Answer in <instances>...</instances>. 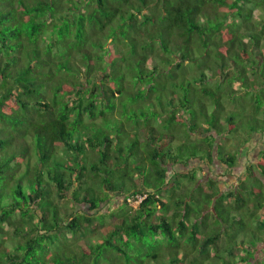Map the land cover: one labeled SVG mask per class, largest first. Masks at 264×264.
Listing matches in <instances>:
<instances>
[{"label": "trees", "instance_id": "trees-1", "mask_svg": "<svg viewBox=\"0 0 264 264\" xmlns=\"http://www.w3.org/2000/svg\"><path fill=\"white\" fill-rule=\"evenodd\" d=\"M238 92L259 112L264 0H0V264H264V125L239 141ZM240 156L224 191L200 174ZM112 193L145 198L112 223Z\"/></svg>", "mask_w": 264, "mask_h": 264}, {"label": "rangeland", "instance_id": "rangeland-1", "mask_svg": "<svg viewBox=\"0 0 264 264\" xmlns=\"http://www.w3.org/2000/svg\"><path fill=\"white\" fill-rule=\"evenodd\" d=\"M168 82V81H167ZM166 82V83H167ZM165 83V81H164ZM239 86L238 83H236L235 87L237 88ZM171 92L168 90V93H167V96L169 98L172 97V95L170 94ZM233 93V92H232ZM231 93V94H232ZM230 94H228L229 96ZM132 96L131 94L127 96L130 97ZM246 98H248V95L246 93H239L238 94H233L232 97H226L225 100L226 103H225V113H228V114H233L240 122L241 126H240V130L242 133H240L238 139L239 141H244L245 142V139L248 137L249 133L252 131H254L255 128H258L259 125L263 126L264 125V101L263 103L261 104V107L259 109V112L256 113L258 107L256 106V104L254 105V109H252L251 111H249V109L253 106L251 105H247L246 101ZM130 99V98H129ZM143 101H145L144 98H141ZM176 100H178V97H176ZM132 112L134 111V109H131ZM142 111H145L143 108L139 110V114H141ZM242 113V114H241ZM227 114V115H228ZM226 115V116H227ZM225 116V115H223ZM225 116V117H226ZM135 118H141V117H137V116H134ZM127 118V117H126ZM132 122V121H131ZM142 122L144 123L145 120H142ZM203 123V122H202ZM205 125H207V122L203 123ZM180 128H182V126H180ZM188 129L190 130L191 129V126L189 125L188 126ZM212 131H214V129H212ZM211 131V132H212ZM183 133V131L181 132ZM184 134V133H183ZM233 136V134L231 135ZM247 140V139H246ZM230 141H232V143H234V139H230ZM231 143V144H232ZM234 147H236V145H232ZM240 159L241 161H239L238 163V166L236 167V170L233 171V172H230V171H226V167L225 165L221 164V163H217L215 165V167L213 168V171H210L209 168L207 167V165H202L204 167V174H203V171L200 172V174L202 175L203 179H208L209 177H215V178H219L221 180H223V182L221 183V185H219L220 188H222V190H226L227 189V186H228V183L226 181H224L225 179L227 181H235V176H238V175H242V172L244 170V167L242 166L241 162H243L241 156H240ZM91 164V163H90ZM89 164V165H90ZM201 163L198 162V161H194L192 160L189 164V166H179L177 169H187V168H194V167H200ZM24 166L22 167L24 170L27 168V164L26 162H24L23 164ZM90 167V166H89ZM210 167V166H209ZM212 168V167H211ZM23 170V171H24ZM200 170V169H199ZM226 172V173H225ZM120 175V174H119ZM122 178V177H121ZM264 178V177H263ZM203 179L201 181H203ZM116 180V179H115ZM120 180V179H119ZM122 180V179H121ZM120 180V181H121ZM264 180V179H263ZM184 182L186 184H189L187 180H184ZM230 183V182H229ZM128 184H132L130 181H128ZM145 195H139L138 196V199L137 197L134 198V197H128L126 199V195H114V193H112L111 197L109 199H107V203H104L103 204V207L100 208V212L101 214H105V217L107 218V221H111L112 223H114L116 220H117V217H115V215H118L119 213L122 212V210H124L125 208L126 209H129V208H132V209H129V211H134L138 208L139 206V203L141 202L142 198L144 197ZM165 198L166 200L170 199V193L169 194H166L165 195ZM126 201H127V204H126ZM194 201V199H193ZM228 201V200H227ZM60 205L63 206L64 208H68L69 211H72L71 207L72 204L71 203H65V201H60ZM84 205V206H83ZM83 205H79V209L80 210H84L86 209L88 211V206L83 204ZM191 205H193L194 207L197 206V204L195 202H193ZM259 210V209H257ZM114 213V214H113ZM118 222V221H117ZM253 223H255L256 225H259L258 221H253ZM208 224H209V230L211 229V227H215L216 224L213 223L211 220H208ZM103 229V228H101ZM109 229H111V227H109ZM69 235V238H68V241L67 243L69 244H72V240L74 241L73 242V247L76 248L77 250L81 249L80 248V240H85L87 241L88 238H90V242L91 243H97V242H101L102 241V236H100V234H90L89 235H80L79 236V240L78 242H76L74 239H70L71 237V234L70 233H67V236ZM126 236V235H125ZM14 237V236H13ZM10 238V237H8ZM6 239H7V236H6ZM117 239V237L115 238V240ZM222 244H225V242H228L227 240L223 239L222 238ZM7 245H8V248L14 250V247L13 245L15 244L13 240L11 239H8L6 241ZM264 244H261L259 247L262 248ZM241 246L243 245H237V248L240 250L238 251L239 252V255H242V254H245L243 253V249L241 250ZM221 251L220 252H223V247H220ZM173 251L171 250L170 247H164V249L162 250L161 248V251H159V255L162 259H164V261L167 263V264H172L170 262V257L172 256L171 253ZM188 253L185 252V250L181 249L180 250V256H188L186 260H190L194 255L193 253H190V250L188 251ZM219 253V251L217 249H211L210 248V256L208 257H211L210 258H207V255L206 254H203L201 255L200 257L202 258L203 256L206 255V258H204V263L203 264H212L213 261L216 260V258L214 257V254L215 253ZM212 258H213V261H212ZM236 262L237 264H249L248 262L245 263V262H242L240 260V256L237 255L236 257ZM221 263H224L223 260H221Z\"/></svg>", "mask_w": 264, "mask_h": 264}, {"label": "crops", "instance_id": "crops-1", "mask_svg": "<svg viewBox=\"0 0 264 264\" xmlns=\"http://www.w3.org/2000/svg\"><path fill=\"white\" fill-rule=\"evenodd\" d=\"M248 143L250 150L252 149V153H250L249 157L257 161L261 150L264 149V133H257ZM246 157L247 156H241L243 160H246Z\"/></svg>", "mask_w": 264, "mask_h": 264}, {"label": "clouds", "instance_id": "clouds-1", "mask_svg": "<svg viewBox=\"0 0 264 264\" xmlns=\"http://www.w3.org/2000/svg\"><path fill=\"white\" fill-rule=\"evenodd\" d=\"M144 198H145V196H144ZM144 198H143V199H144ZM143 199H142V200H143ZM142 200H141V201H142Z\"/></svg>", "mask_w": 264, "mask_h": 264}, {"label": "built area", "instance_id": "built-area-1", "mask_svg": "<svg viewBox=\"0 0 264 264\" xmlns=\"http://www.w3.org/2000/svg\"><path fill=\"white\" fill-rule=\"evenodd\" d=\"M143 198H144V197H143ZM143 198H142V199H143Z\"/></svg>", "mask_w": 264, "mask_h": 264}]
</instances>
